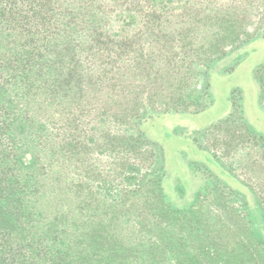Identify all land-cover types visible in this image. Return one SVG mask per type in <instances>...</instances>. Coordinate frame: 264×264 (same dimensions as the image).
<instances>
[{
    "label": "trees",
    "instance_id": "16d2710c",
    "mask_svg": "<svg viewBox=\"0 0 264 264\" xmlns=\"http://www.w3.org/2000/svg\"><path fill=\"white\" fill-rule=\"evenodd\" d=\"M170 1L0 0V264H264L247 215L203 217L207 183L187 210L167 200L164 148L143 131L205 109V74L264 38V0L248 37L240 5L203 37L208 19ZM255 79L264 108V65ZM239 120L236 104L207 133L235 142Z\"/></svg>",
    "mask_w": 264,
    "mask_h": 264
},
{
    "label": "rangeland",
    "instance_id": "374dc122",
    "mask_svg": "<svg viewBox=\"0 0 264 264\" xmlns=\"http://www.w3.org/2000/svg\"><path fill=\"white\" fill-rule=\"evenodd\" d=\"M233 1L182 0L181 4L191 11L197 9L208 19V24L200 29L203 37L214 33L215 29L211 27L218 22L212 23L213 17L227 16L228 11L239 8V5L240 10L247 9L248 17L243 20L245 35L257 34L262 23L253 11L250 13L249 4L254 0ZM177 6L181 7L177 0L167 4L169 9ZM224 26L227 29V23ZM245 42V45L237 49L228 50L225 58L205 74L200 92L204 93L206 84H210V88L206 92L207 96L203 97L207 105L204 110L197 114L155 116L144 123L143 131L150 141L164 148L168 169L164 183L165 195L173 206L184 210L190 208L207 183L202 193H207L203 217H207L209 210L215 216H220L222 210L233 211L235 214L239 209V215H247L250 219L249 228L253 232V240L264 243V150L259 145L264 143V108L260 105V87L255 79L256 71L264 65V38L255 37ZM236 104L240 106L241 120L235 126L232 125V129L237 127L238 139L231 141L230 134L222 128L207 133L234 113ZM240 123L245 124L259 142L255 144L247 135L242 136ZM160 145L158 151L162 155ZM189 165L194 173L186 168ZM239 182L247 184L253 191L240 186ZM227 218L223 219L224 223ZM234 218L237 220L236 216ZM224 232L228 234L226 229ZM152 253L149 250L136 257L143 255L148 259Z\"/></svg>",
    "mask_w": 264,
    "mask_h": 264
}]
</instances>
